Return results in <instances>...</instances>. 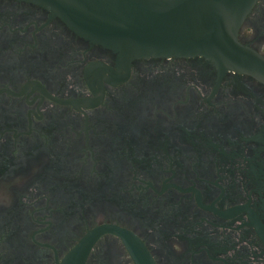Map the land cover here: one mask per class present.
I'll use <instances>...</instances> for the list:
<instances>
[{
    "label": "flooded vegetation",
    "instance_id": "obj_1",
    "mask_svg": "<svg viewBox=\"0 0 264 264\" xmlns=\"http://www.w3.org/2000/svg\"><path fill=\"white\" fill-rule=\"evenodd\" d=\"M237 39L264 56V0ZM124 233L154 264H264V81L0 0V264H139Z\"/></svg>",
    "mask_w": 264,
    "mask_h": 264
},
{
    "label": "water",
    "instance_id": "obj_2",
    "mask_svg": "<svg viewBox=\"0 0 264 264\" xmlns=\"http://www.w3.org/2000/svg\"><path fill=\"white\" fill-rule=\"evenodd\" d=\"M33 1L46 6L75 33L111 48L121 59L200 54L218 67L264 81V56L237 39V29L255 0ZM87 243L80 244V250ZM127 243H133L139 264H154L138 239L132 236Z\"/></svg>",
    "mask_w": 264,
    "mask_h": 264
}]
</instances>
